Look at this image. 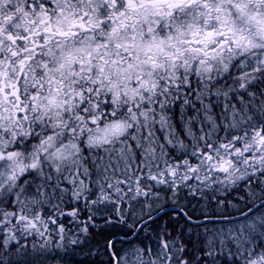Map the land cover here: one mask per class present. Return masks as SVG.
<instances>
[{"label": "snow or ice", "instance_id": "snow-or-ice-1", "mask_svg": "<svg viewBox=\"0 0 264 264\" xmlns=\"http://www.w3.org/2000/svg\"><path fill=\"white\" fill-rule=\"evenodd\" d=\"M0 264H264V0H0Z\"/></svg>", "mask_w": 264, "mask_h": 264}, {"label": "trees", "instance_id": "trees-1", "mask_svg": "<svg viewBox=\"0 0 264 264\" xmlns=\"http://www.w3.org/2000/svg\"><path fill=\"white\" fill-rule=\"evenodd\" d=\"M77 259H80L79 257H77Z\"/></svg>", "mask_w": 264, "mask_h": 264}]
</instances>
